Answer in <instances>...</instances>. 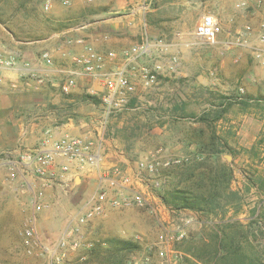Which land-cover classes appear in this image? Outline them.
I'll return each instance as SVG.
<instances>
[{
  "label": "rangeland",
  "instance_id": "1",
  "mask_svg": "<svg viewBox=\"0 0 264 264\" xmlns=\"http://www.w3.org/2000/svg\"><path fill=\"white\" fill-rule=\"evenodd\" d=\"M46 1L51 4L48 10L43 7ZM207 2L211 0H200L198 9L192 6V16L184 0H0V39L26 58L55 47L61 58L69 60L66 56L71 52L67 51L76 34L101 52L112 50L119 55L144 36L169 45L166 55L140 60L146 66L159 61L164 68L148 88L133 75V102L121 109L106 114L101 103L84 99L89 84L85 79L81 89L76 81L68 93L74 95L73 103H51L46 95L34 96L29 109L33 114L22 121L40 123L39 128L72 119L84 135L100 140L106 164L126 168L143 186L153 177L159 179V189L149 186L153 193L149 205L109 208L86 228L94 245L104 244L111 236L138 242L140 249L127 264H185L178 249L182 237H204L210 223L222 216L245 222L256 214V208L264 206V42L257 36L261 29L240 43L227 27L216 44L198 41L193 34L195 13L212 10ZM146 3L150 11L145 9ZM60 21L66 27L59 28ZM243 24L241 30L248 23ZM66 29L71 33H62ZM173 56L178 63L170 69L167 61ZM57 93L60 98L66 96ZM44 102L53 117L41 123L37 117ZM200 115L209 121H199ZM212 134L216 136L214 145L209 144ZM215 149L219 152L207 158L206 164L216 167L225 163L231 172V192L226 191L219 214L206 218L187 209L169 210L160 195L173 186H186L193 168L191 181L197 180L203 151ZM153 158L159 162L155 176L139 171V161ZM79 184L75 179L67 185L54 182L46 191L48 207L38 218L45 241L59 235L93 189ZM16 200L9 199L0 207V264L13 260L28 210H22ZM14 208L21 215L14 217ZM160 234L165 236L164 242H159Z\"/></svg>",
  "mask_w": 264,
  "mask_h": 264
},
{
  "label": "built area",
  "instance_id": "2",
  "mask_svg": "<svg viewBox=\"0 0 264 264\" xmlns=\"http://www.w3.org/2000/svg\"><path fill=\"white\" fill-rule=\"evenodd\" d=\"M250 2L261 1L239 0L238 7L246 8ZM50 6L49 1L43 4L45 10ZM260 29L258 40L264 42V24ZM251 31V25H245L235 34V41H244ZM220 32L219 19L211 13L202 14L193 30L198 41L209 45L218 42ZM72 45L79 46V50L69 54L74 69L60 70L64 76L57 78L48 69H42L43 65L52 64L49 51H41L35 59L26 60L4 49L0 39V93L3 84H7L10 90L23 84L33 93L50 84L68 94L77 78H83L89 81L85 93L96 96L109 114L132 99L136 89L131 78L133 75H138L142 86L148 88L154 85L161 69L156 62L150 66L140 62L151 54L152 47L147 38L120 55L112 50L101 52L83 37L73 39ZM177 63V58L173 56L169 67L173 68ZM104 158L100 140L83 134H64L54 140L47 133L37 148L18 154L15 165L10 168V178L22 174L30 179L25 181L30 209L19 231L20 240L13 260L4 264H28L31 259H35L33 264H83L87 260V252L94 245L86 235V228L93 220L105 215L109 208L145 207L150 204L153 193L149 191V186L159 189V179L153 177L150 184L140 185L138 176L119 165L106 164ZM158 165L156 158L137 163L139 171L154 176ZM92 174L95 177L94 187L79 203L71 222L54 240L45 241L38 229V218L48 207L47 188L54 182L67 185L74 180V175ZM165 240V236L160 234L159 242ZM159 253L162 255L163 251Z\"/></svg>",
  "mask_w": 264,
  "mask_h": 264
},
{
  "label": "crops",
  "instance_id": "3",
  "mask_svg": "<svg viewBox=\"0 0 264 264\" xmlns=\"http://www.w3.org/2000/svg\"><path fill=\"white\" fill-rule=\"evenodd\" d=\"M238 1L239 0H211V2H207L206 4L209 5L212 10L203 11L201 14L200 11L196 12L195 15L197 16V19L195 21V24L200 20L202 14L211 13L215 15L220 22L221 32L218 37H220V35L224 33L225 27L228 28L227 31L229 34L235 35L241 30L240 26L242 22L244 24L248 23L249 25H251L252 31L250 34H257L260 30L261 24H264V0H260L261 2L259 3L250 2L246 8L238 7ZM184 3L187 5L188 14L192 16V6H195L197 9L200 7V0H184ZM148 6L149 3H146L145 9H148ZM148 11H150V9H148ZM224 11L226 12V14H223ZM62 33L69 34L71 33V29H66ZM78 37L83 36L76 34L75 38ZM146 38L149 40L152 48L150 49V57H145L144 60L151 57L160 58L166 55L167 52L170 50L169 45L166 42H163V40L161 39L152 40L149 39L147 36H144L140 38V42H142ZM87 41L89 42L88 39ZM140 42H137L136 44ZM2 44L4 49L14 52L26 60L35 59V57L41 51H49L52 59V64L43 65L42 69H48L49 72L55 75L54 77L63 78L64 75L60 72V70L62 69H74L70 60H67V58L65 57L61 58L59 51H57L55 47L42 49L37 54L26 58L17 48L9 46L7 47L3 42ZM76 50H79V46L74 45L72 48L70 47L69 51L67 52L73 53ZM69 54L66 57H69ZM167 62L169 67L170 59H168ZM156 63L161 65L160 71H162L164 68V64L159 61H156ZM77 80L80 83L78 85V88L81 89L84 85L83 81H85V79L77 78ZM58 90L59 88L50 84H45L39 92L35 93L29 91L28 88L23 84H19V87L13 90H10L7 84H3L2 86V91L0 93V186L2 187V189H0V207L4 206L6 201L9 199L10 201H15L16 199H19L16 200V202L19 203L21 209L24 210L28 208L24 215L26 216L29 213V191L26 188L25 182L26 180L28 181L29 178L22 174H19L14 179L10 178V168L15 165L14 162L20 152L28 149L37 148L47 133L54 140L60 138L64 134H83L82 130L80 129V126L76 125L72 121V119H68L67 122L61 124H53L50 126L42 125L39 128L38 125H40V123H22V121H26V115L33 114V112H31L29 109H32L33 107L34 96L36 97L46 95L49 97L48 100L51 101V103H63L64 101H66L65 103H73L75 101L73 94H65V98H60V94L58 95L57 93ZM45 104V102L42 103L43 111L39 113L37 117L39 122L41 123L42 119L45 120L49 119V117H53L51 111H47L44 108ZM40 110H42V108H40ZM76 176L77 175H74V179ZM53 184L54 183H52L47 188L48 191L50 190ZM83 184H85V186L87 187L92 186L91 188H93L95 184V177L93 176V174L89 176H80L79 186ZM13 210V216L18 217L20 214L18 210H16L15 208ZM14 247H11V253L12 250H14Z\"/></svg>",
  "mask_w": 264,
  "mask_h": 264
},
{
  "label": "trees",
  "instance_id": "4",
  "mask_svg": "<svg viewBox=\"0 0 264 264\" xmlns=\"http://www.w3.org/2000/svg\"><path fill=\"white\" fill-rule=\"evenodd\" d=\"M58 25L59 28L66 27L62 21ZM83 98L100 103L96 96L90 94H83ZM132 102L133 99L130 100ZM215 115L220 116L219 113ZM198 120L209 121L205 115H200ZM210 139L209 144L214 145L215 134ZM218 152L216 149L203 151L202 170L197 180L191 181L193 168L186 186H173L160 195L169 210L187 209L206 218L219 214L226 191L231 192V172L225 163H218L216 167L206 164L207 158ZM256 210V214L253 212L245 222L219 217L217 222L210 223L208 233L200 239L182 237L178 249L185 264H264V206L260 205ZM139 249V243L134 240L111 236L104 244L97 243L88 251L85 264H127L129 257Z\"/></svg>",
  "mask_w": 264,
  "mask_h": 264
},
{
  "label": "water",
  "instance_id": "5",
  "mask_svg": "<svg viewBox=\"0 0 264 264\" xmlns=\"http://www.w3.org/2000/svg\"><path fill=\"white\" fill-rule=\"evenodd\" d=\"M75 181H76V182H79V181H80V177H79V176H76V177H75Z\"/></svg>",
  "mask_w": 264,
  "mask_h": 264
}]
</instances>
